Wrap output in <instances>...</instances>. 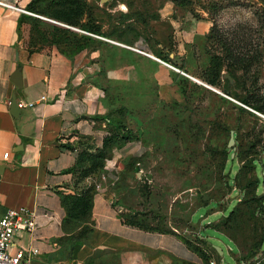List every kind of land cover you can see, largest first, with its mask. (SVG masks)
<instances>
[{
    "label": "rangeland",
    "instance_id": "374dc122",
    "mask_svg": "<svg viewBox=\"0 0 264 264\" xmlns=\"http://www.w3.org/2000/svg\"><path fill=\"white\" fill-rule=\"evenodd\" d=\"M86 1L94 19L100 11L108 17V37L142 40L192 79L171 70L181 90L162 98L150 77L100 79L120 135L146 147L122 163L111 185L122 220L182 235L201 249L202 264H264V0ZM68 219L77 231L72 250L92 247L87 210L73 208ZM92 248L86 264L162 261L128 247Z\"/></svg>",
    "mask_w": 264,
    "mask_h": 264
},
{
    "label": "crops",
    "instance_id": "0c3cea01",
    "mask_svg": "<svg viewBox=\"0 0 264 264\" xmlns=\"http://www.w3.org/2000/svg\"><path fill=\"white\" fill-rule=\"evenodd\" d=\"M0 1L26 10L33 0ZM44 6L40 2L36 7ZM100 12L93 23L105 34L110 22ZM30 17L41 19L0 6V216L23 207L34 213L35 224L31 232L15 237L11 251L22 249L26 264H86L95 252L92 247L105 244L157 254L161 264L172 260L202 264L182 235L124 222L110 182L92 195V247L71 250L70 238L77 231L65 227L62 196L77 194L80 186L87 187L101 172L114 171L117 176L126 159L140 157L146 150L140 141L116 143L108 150L101 172L76 185L79 155L101 149L113 128L111 101L99 83L101 77L129 84L150 77L159 98L169 88L180 91L179 80H171L173 69L142 40L101 37L41 19L92 40L89 46L71 50L66 43L53 41L46 23L39 25L46 37L41 39ZM87 21L86 15L82 17V22ZM136 46L147 55L131 49ZM115 72L119 79L114 74L110 79ZM173 72L191 79L183 71ZM41 97L45 101L32 108L18 106Z\"/></svg>",
    "mask_w": 264,
    "mask_h": 264
},
{
    "label": "trees",
    "instance_id": "16d2710c",
    "mask_svg": "<svg viewBox=\"0 0 264 264\" xmlns=\"http://www.w3.org/2000/svg\"><path fill=\"white\" fill-rule=\"evenodd\" d=\"M45 4L44 7H36L38 3ZM27 11L43 16L49 20L55 21L57 23L64 24L70 28L77 29L83 32H87L93 35L108 37L106 34L101 33L98 26L93 23V16L91 13L90 7L86 4L85 0H33L30 5L26 8ZM87 16L88 21L82 22V17ZM32 18V17H30ZM33 21V30L39 32L41 39L44 37V32L40 31V24H48L50 26V35L53 41L56 44L66 43L71 50H78L83 48L84 46H89L92 40L88 37H78V33L67 28H63L61 26L47 23L38 18H32ZM181 80H179L180 87ZM181 88V87H180ZM181 90V89H180ZM113 113V112H112ZM109 113V116L112 115ZM112 130L109 132V136L106 137L103 141V146L101 149L96 150L91 153L88 151L82 152L77 160V164L75 167V173H77L76 185L85 178L91 177L101 172L103 163L105 159L108 157V150L116 143L128 142L132 141L129 137L121 136L119 132H123L122 128L117 127V122H114L112 119ZM92 187L84 188L78 194L72 195H64L61 198L62 205L66 212L65 218V227L70 226V221L68 219V213L71 212L73 208L79 207L80 209H86L89 216L91 210V199L93 195ZM261 198H256L255 203H260ZM71 203V204H70ZM70 204V206H69ZM232 213H230L231 215ZM227 220V217H224L219 223H217L214 227L219 228L224 224ZM128 223V222H126ZM130 225L135 226L134 224L128 223ZM138 227V226H136ZM139 228V227H138ZM142 229V228H141ZM145 230V229H144ZM150 231V230H149ZM158 232V231H157ZM76 236L70 238V244L74 242V238ZM76 240V239H75ZM186 245L196 253L200 258L204 259V255L202 254L201 249L194 246V244L185 239ZM257 246L260 247L262 241L258 242ZM82 245L78 244L75 250H71L75 252ZM243 261L242 259H239ZM209 263V262H208Z\"/></svg>",
    "mask_w": 264,
    "mask_h": 264
},
{
    "label": "built area",
    "instance_id": "2783aa9c",
    "mask_svg": "<svg viewBox=\"0 0 264 264\" xmlns=\"http://www.w3.org/2000/svg\"><path fill=\"white\" fill-rule=\"evenodd\" d=\"M0 6H3L6 9L19 12L24 15L36 16L44 20L56 23L55 21L40 17L35 15L25 9L18 8L14 5L3 3L0 1ZM137 52L146 54L140 50L131 48ZM147 55V54H146ZM161 62V61H160ZM167 67H170L173 70L178 71L171 65H168L164 62H161ZM45 97H41L38 101L29 102V103H19L20 108H32L38 102H44ZM92 177V176H91ZM117 180L116 174L114 171L101 172L95 180L91 182L87 187H79L78 191L75 193H80L84 188L92 187L93 193H99L103 190V183H115ZM34 213L23 207L16 209H8L0 216V264H26L24 261V251L19 249L15 252L11 251L13 246V241L19 233L31 232L34 229ZM209 264H217L215 260H209Z\"/></svg>",
    "mask_w": 264,
    "mask_h": 264
},
{
    "label": "water",
    "instance_id": "95a60500",
    "mask_svg": "<svg viewBox=\"0 0 264 264\" xmlns=\"http://www.w3.org/2000/svg\"><path fill=\"white\" fill-rule=\"evenodd\" d=\"M235 143V139H234V132L231 131L230 132V137H229V141H228V147H230L231 145H233ZM216 252L218 253L219 256L222 255V251L220 248L214 247Z\"/></svg>",
    "mask_w": 264,
    "mask_h": 264
},
{
    "label": "bare ground",
    "instance_id": "6f19581e",
    "mask_svg": "<svg viewBox=\"0 0 264 264\" xmlns=\"http://www.w3.org/2000/svg\"><path fill=\"white\" fill-rule=\"evenodd\" d=\"M262 117H264V116H262Z\"/></svg>",
    "mask_w": 264,
    "mask_h": 264
}]
</instances>
